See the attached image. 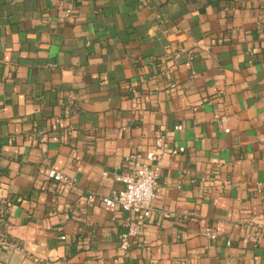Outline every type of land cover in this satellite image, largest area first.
<instances>
[{"label": "crops", "instance_id": "crops-1", "mask_svg": "<svg viewBox=\"0 0 264 264\" xmlns=\"http://www.w3.org/2000/svg\"><path fill=\"white\" fill-rule=\"evenodd\" d=\"M158 138L123 251L101 198ZM0 264H264V0H0Z\"/></svg>", "mask_w": 264, "mask_h": 264}, {"label": "built area", "instance_id": "built-area-1", "mask_svg": "<svg viewBox=\"0 0 264 264\" xmlns=\"http://www.w3.org/2000/svg\"><path fill=\"white\" fill-rule=\"evenodd\" d=\"M235 2L243 5L249 4L254 0H234ZM185 52L184 49H180L179 53ZM178 55H172V59H175ZM170 74L171 71H168ZM156 75L150 76L151 79L156 80ZM169 86L174 88L176 81L173 76L169 77ZM132 92L133 89H131ZM217 117V116H216ZM175 129H181V126L175 127ZM228 132V129H225ZM154 149L147 151L143 156L137 153H131L125 157V162L129 164L128 170L117 177L118 182L122 187L118 190L112 191L109 196L101 198V202L110 211H114L116 208L124 212H130L134 215L132 219L126 218L123 221L125 230L119 237V248L123 251H127L129 248V239L139 234L143 222L155 214H160L164 217L167 213L157 211L152 206V200L154 198V189L156 181L161 173L162 169V155L167 150L171 155H175L179 152H183V147L168 149L167 145L161 138H158L154 142ZM48 177L60 182H69V179L63 174L51 169L48 172ZM206 177L201 178L204 180ZM94 200L92 194L86 197V202L90 203ZM220 228L217 227L214 231L205 233L209 238H215Z\"/></svg>", "mask_w": 264, "mask_h": 264}]
</instances>
